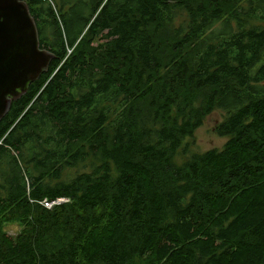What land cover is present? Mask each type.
<instances>
[{
    "label": "trees",
    "instance_id": "16d2710c",
    "mask_svg": "<svg viewBox=\"0 0 264 264\" xmlns=\"http://www.w3.org/2000/svg\"><path fill=\"white\" fill-rule=\"evenodd\" d=\"M27 6L53 60L0 123V264H264V0Z\"/></svg>",
    "mask_w": 264,
    "mask_h": 264
},
{
    "label": "water",
    "instance_id": "95a60500",
    "mask_svg": "<svg viewBox=\"0 0 264 264\" xmlns=\"http://www.w3.org/2000/svg\"><path fill=\"white\" fill-rule=\"evenodd\" d=\"M28 1L0 0V123L53 60L41 48Z\"/></svg>",
    "mask_w": 264,
    "mask_h": 264
},
{
    "label": "rangeland",
    "instance_id": "374dc122",
    "mask_svg": "<svg viewBox=\"0 0 264 264\" xmlns=\"http://www.w3.org/2000/svg\"><path fill=\"white\" fill-rule=\"evenodd\" d=\"M221 122L220 112L212 113L204 122L203 126L195 133L193 142L189 147V154L185 157L178 156L175 160L177 164H181L185 161L186 157L197 154H203L210 150H220L223 148L227 139L219 137L215 134V127ZM5 231L9 236L15 237L21 231V227L18 224H11L5 227Z\"/></svg>",
    "mask_w": 264,
    "mask_h": 264
},
{
    "label": "built area",
    "instance_id": "2783aa9c",
    "mask_svg": "<svg viewBox=\"0 0 264 264\" xmlns=\"http://www.w3.org/2000/svg\"><path fill=\"white\" fill-rule=\"evenodd\" d=\"M63 202H65V201H63V200H59V201H57L56 203H51V202L45 200V201H43L41 204H42V206L45 207L46 209H49V210H50V209L53 208V206H55V205H57V204H60V203H63Z\"/></svg>",
    "mask_w": 264,
    "mask_h": 264
}]
</instances>
